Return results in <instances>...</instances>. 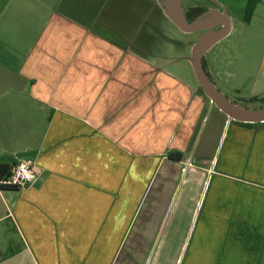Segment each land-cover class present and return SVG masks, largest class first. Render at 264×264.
Segmentation results:
<instances>
[{
  "label": "crops",
  "instance_id": "1",
  "mask_svg": "<svg viewBox=\"0 0 264 264\" xmlns=\"http://www.w3.org/2000/svg\"><path fill=\"white\" fill-rule=\"evenodd\" d=\"M208 1L188 2L241 24L264 6ZM169 23L160 0H0V163L40 172L0 187V264H147L159 235L150 264H264V122L178 73Z\"/></svg>",
  "mask_w": 264,
  "mask_h": 264
},
{
  "label": "rangeland",
  "instance_id": "2",
  "mask_svg": "<svg viewBox=\"0 0 264 264\" xmlns=\"http://www.w3.org/2000/svg\"><path fill=\"white\" fill-rule=\"evenodd\" d=\"M188 1L189 0H181L184 9L187 12L190 10L191 5ZM195 1L204 3V5H208L210 3L208 0ZM231 19L233 23L231 33L216 43L205 54L207 69L218 88L231 100L247 108L258 109L264 106V101L248 100L243 96L252 93L255 82L262 83L264 88V79L261 78L262 74L259 67L262 58V52L264 50V6L260 5L257 7L255 18H253V20L249 23L242 22L241 24L239 23L238 19L232 17ZM167 20H169L171 23H169L170 25H167L166 27V41L160 45H157L159 47L158 52L172 54L176 60L181 58V62L179 63L175 60L177 64L180 65L178 73H180V75L183 77H187V79L191 80L193 83L199 85L190 62V57L192 55V48L195 41L201 37L205 31L199 30L195 32H186L177 26L168 16ZM258 29L262 31H259ZM185 65L186 68L183 69ZM208 115H210V112ZM202 137L203 136L201 133L198 137L197 144ZM222 144L223 139L217 148L216 158L221 151ZM183 178L184 177L182 175L180 181L181 184H179V187L174 193L175 197L172 200L170 208H173L176 200L177 202H180V198L176 199V196L180 191L183 192L184 190L185 181L183 182ZM205 193L206 190H204L202 195ZM175 205L177 208V204ZM184 214L186 215V213L182 212V217L179 220V224L177 220L179 217H177L172 223V227L167 226L166 228V230L172 228V233L175 232L172 237L173 244L179 243L182 238L183 232L181 231L184 229L183 225L185 227L186 222L185 218L183 217ZM191 232L192 230H189L185 239V249L193 241V239H191ZM159 238L160 235L157 236V239L151 248V253L149 255L147 264H150L149 261H151L153 258L155 259L158 254L162 253V251L159 250V246H157ZM188 253L189 251L187 250L186 255ZM168 260V258L164 259L165 262H168Z\"/></svg>",
  "mask_w": 264,
  "mask_h": 264
},
{
  "label": "water",
  "instance_id": "3",
  "mask_svg": "<svg viewBox=\"0 0 264 264\" xmlns=\"http://www.w3.org/2000/svg\"><path fill=\"white\" fill-rule=\"evenodd\" d=\"M166 15L186 32L205 31L192 48L190 62L198 83L212 104L224 112L229 119L242 122H264V106L250 109L231 100L213 81L204 66L205 54L220 40L231 33L233 23L227 7L205 8L188 18L181 0H160Z\"/></svg>",
  "mask_w": 264,
  "mask_h": 264
},
{
  "label": "built area",
  "instance_id": "4",
  "mask_svg": "<svg viewBox=\"0 0 264 264\" xmlns=\"http://www.w3.org/2000/svg\"><path fill=\"white\" fill-rule=\"evenodd\" d=\"M22 164L25 166L26 171L31 174V179L24 175L25 169H21ZM39 178L40 172L35 168L34 163L31 160H24L15 164L7 177L0 179V187L20 188L35 183Z\"/></svg>",
  "mask_w": 264,
  "mask_h": 264
},
{
  "label": "trees",
  "instance_id": "5",
  "mask_svg": "<svg viewBox=\"0 0 264 264\" xmlns=\"http://www.w3.org/2000/svg\"><path fill=\"white\" fill-rule=\"evenodd\" d=\"M205 8L201 6H195L190 8V10L187 12L188 18H193L200 12H202ZM204 66L206 67L205 60H204ZM251 99H259L257 96L251 97ZM12 167L9 166L6 163H0V179L7 177L11 172Z\"/></svg>",
  "mask_w": 264,
  "mask_h": 264
},
{
  "label": "clouds",
  "instance_id": "6",
  "mask_svg": "<svg viewBox=\"0 0 264 264\" xmlns=\"http://www.w3.org/2000/svg\"><path fill=\"white\" fill-rule=\"evenodd\" d=\"M21 169H25V166H24L23 164L21 165ZM18 175H19V173H18ZM24 175H25L27 178H29V179L32 178V177H31V174L28 173V172L26 171V169L24 170Z\"/></svg>",
  "mask_w": 264,
  "mask_h": 264
}]
</instances>
